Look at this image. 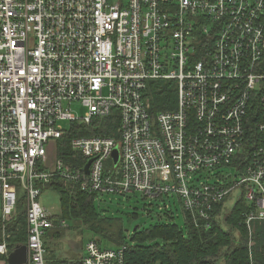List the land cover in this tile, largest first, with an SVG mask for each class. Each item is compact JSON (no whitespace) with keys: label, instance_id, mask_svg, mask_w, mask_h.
Returning <instances> with one entry per match:
<instances>
[{"label":"built area","instance_id":"2783aa9c","mask_svg":"<svg viewBox=\"0 0 264 264\" xmlns=\"http://www.w3.org/2000/svg\"><path fill=\"white\" fill-rule=\"evenodd\" d=\"M160 81L174 82L177 103L154 116ZM115 110L118 138L75 136L85 164L47 170L46 146L70 132L62 122ZM222 168L232 180L195 179ZM54 180L95 196L177 197L201 231L239 192L250 233L264 222V0H0V218L14 220L24 197L28 264H47L57 222L40 198ZM128 249L90 240L81 264H126Z\"/></svg>","mask_w":264,"mask_h":264},{"label":"trees","instance_id":"16d2710c","mask_svg":"<svg viewBox=\"0 0 264 264\" xmlns=\"http://www.w3.org/2000/svg\"><path fill=\"white\" fill-rule=\"evenodd\" d=\"M149 89L151 112L154 116L176 108L177 91L174 82H153L150 83ZM93 124L72 125L70 132L59 140L58 158L67 164L80 167L85 161L80 157L74 160L70 147L72 138H118L120 117L117 110L113 111L109 118L95 119ZM49 188L61 194L62 213L59 219L55 217L57 223L68 218L83 222L89 231L99 234L104 241L116 247L128 244L126 264H264V222H254L250 233L245 221L249 207L244 201L238 202L227 213L222 211V206L217 207L216 217L209 231L196 229L189 217L184 219V227L175 223L176 218H170L168 223L138 229L128 243L121 226L119 228L116 225L117 220L101 218L98 215L94 205L95 195L82 191L77 184H66L60 180L52 181L44 191ZM24 206V197H21L15 222L13 221L16 226L8 232L12 234L9 254L15 247L27 244ZM105 225L109 228L106 229ZM50 234L49 231L47 237ZM250 241L253 243L251 247ZM57 264H81V259L78 262L64 261Z\"/></svg>","mask_w":264,"mask_h":264},{"label":"rangeland","instance_id":"374dc122","mask_svg":"<svg viewBox=\"0 0 264 264\" xmlns=\"http://www.w3.org/2000/svg\"><path fill=\"white\" fill-rule=\"evenodd\" d=\"M71 108L73 112L80 117H83L87 113V109L83 107L80 102L72 103ZM92 124L93 122L90 125ZM61 125L67 130L71 129L70 122H62ZM58 147L59 141L55 140H51L46 146L47 161L45 167L47 170H56ZM229 175H231L230 180H232L235 175V170L233 168H222L214 173L204 172L198 174L195 179H201L203 182L214 184L217 182L218 178H226ZM238 195L239 192H236L226 199L224 206L225 210H230L234 207ZM40 201L54 217L59 219L62 213L60 192L49 188L44 191ZM94 205L101 218L117 220L116 225L119 228L121 226L127 237L128 243L130 242V238L133 237L134 232H136V228L145 229L156 224L168 223L167 221H171L170 218H176L175 223L180 227H184L183 209L177 197L165 198L164 200H150L143 197L141 194L105 195L95 196ZM167 205L171 207V211L169 215L165 216V212L160 211V208H164ZM24 208H26V205ZM13 221L14 220L11 221L10 219L0 218V244H6L8 249H10V239L12 237V234L8 232L16 226V223H14L15 221ZM105 227L106 229L109 228L106 225ZM50 233L51 234L45 238V247L47 250L45 259L47 264H57L64 261L78 262V260L82 259L85 255L86 245L91 239L98 241L101 247H116L112 243L110 244L104 241L103 237L99 234L89 231L83 222H76L69 218L64 221V224L60 222L57 223V227L50 230ZM250 245H253L251 241ZM8 256L9 255H0V263L7 264Z\"/></svg>","mask_w":264,"mask_h":264},{"label":"water","instance_id":"95a60500","mask_svg":"<svg viewBox=\"0 0 264 264\" xmlns=\"http://www.w3.org/2000/svg\"><path fill=\"white\" fill-rule=\"evenodd\" d=\"M113 158L115 162L118 163L119 160L118 151L114 152ZM137 230L138 229L136 228L135 231ZM28 260H29L28 248L26 246H18L7 257V264H28Z\"/></svg>","mask_w":264,"mask_h":264},{"label":"crops","instance_id":"0c3cea01","mask_svg":"<svg viewBox=\"0 0 264 264\" xmlns=\"http://www.w3.org/2000/svg\"><path fill=\"white\" fill-rule=\"evenodd\" d=\"M92 240V239H91ZM0 264H2V263H0Z\"/></svg>","mask_w":264,"mask_h":264}]
</instances>
